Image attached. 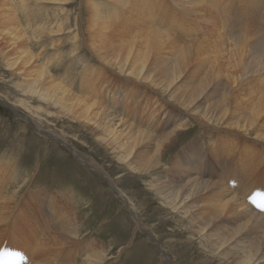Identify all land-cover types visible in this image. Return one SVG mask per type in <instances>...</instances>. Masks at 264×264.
<instances>
[{
  "label": "bare ground",
  "instance_id": "6f19581e",
  "mask_svg": "<svg viewBox=\"0 0 264 264\" xmlns=\"http://www.w3.org/2000/svg\"><path fill=\"white\" fill-rule=\"evenodd\" d=\"M17 1L22 3L20 7H23V3L30 2L35 5L40 0ZM187 1L196 7L200 5L192 0ZM10 2L13 0H0V59L6 63L8 74L19 77L17 78L20 80L18 81L19 86L24 93L34 95L36 97L34 101L39 104L50 103V105L64 110H61L62 113H67L82 126L88 124L96 132L98 139L114 151L120 161H116V164L121 163L124 167L131 169L129 172L133 176L136 175V171L148 172L150 170L158 173V169L161 167L160 171L163 175L149 182L150 190L161 197L162 206L166 207L168 212L176 216L180 215L181 229L177 232L178 236H187L185 239L192 242L197 240L203 245L205 259L198 260L195 264H264V210H262L264 209V191L260 192L256 188L259 186L256 180L264 176V150L248 143L253 139L264 143V134L258 132L264 128V96L255 98V95L249 94L247 100L239 93L236 100L225 102L217 88L215 89L207 83L206 79L209 75L207 77L190 75L185 78L187 87L180 89V83H178L182 76L180 67L173 66L171 68L168 64L166 68L163 59L157 60L152 55L153 49L148 48L149 52L144 57L143 52L140 51L142 43H148L150 46L154 45L156 41L142 39L143 36H138L135 29L142 30L145 34L154 33L157 30L155 27H149V23H140L137 20V16L142 18L143 15H137L134 11L145 14L138 0H86L89 4L86 18L82 20V17H79L74 24L70 20L67 9L74 0H66L64 3H56L64 9L62 8L60 12L58 10V12H53L54 15H49L51 18L47 17L44 22L41 19L40 21L43 23L39 25H36L38 22H32L34 19L31 20L32 17L29 16L32 13L29 12L27 25L23 29L18 25L15 15L17 11L15 13L13 11L15 6L9 5ZM252 5L254 6V4ZM28 8L27 10H29ZM117 12L120 13L119 17L116 16ZM191 12L193 15L192 10L188 13ZM25 14L26 12H24ZM258 16L253 17L251 21H257L259 18L264 19L263 16ZM152 20L154 19L152 18ZM128 21H131L132 25ZM141 24H145L146 27L141 28ZM83 30H86V33ZM162 34L167 35L166 33ZM62 37L71 39L69 54H59L58 49L63 47L62 40L60 42ZM140 38L141 40H138ZM45 40L50 42V46L52 45L50 47L53 49L52 52L58 51L53 53L52 57H57L61 62H63L64 56H70L71 61L77 58L80 54L76 53H79L80 45L85 40L89 41L92 47L97 43L99 52L97 53V50L94 49L98 57L110 63L115 69L112 70L105 64L104 67L112 70L113 75L125 78L124 82L123 79L114 82L115 78L107 74V71H97L93 65L89 66L90 71L86 73V67L91 61L89 58L86 60L87 57L82 59V56H79L84 62L85 74L81 75L83 82L81 89L76 93L73 92L69 86L56 81L57 76L50 70L49 58L43 60V63L37 60V56L42 58L44 52L48 51L46 44H43ZM32 41L42 48L36 56L33 54V49L32 51L30 49ZM170 46L174 47V42H171ZM219 51L220 46L213 47V52L217 53L214 56L217 58V63L212 66L211 75L216 86L221 84L220 79L227 66L225 63H232L230 56L224 52L218 54ZM183 57L184 55L181 54L180 58ZM90 59L97 60L94 55ZM148 61L150 63L145 68V63ZM180 62L182 61L180 60ZM234 63L242 69L251 67L241 57ZM152 68L161 70L157 75H154V80L162 79L163 85L167 86L166 90L174 92L176 96L179 94L177 100L190 110L186 111L173 102L171 105L175 108L167 110L164 101L160 98L146 96L140 90L128 86L127 82H137L142 87H148L147 81L152 82L153 80L149 75ZM253 68L257 67L253 65ZM124 72L128 74H122ZM229 76L232 77L231 74ZM84 81L89 87H86ZM259 81L262 85H256ZM248 82L254 83L253 89H264V67L262 72L249 76ZM261 91L264 92V90ZM157 94L159 93L157 92ZM228 100H232V97ZM207 101L208 103L203 105ZM192 123L199 125L201 132L207 135L208 141L215 142V155H213L220 166L217 169L219 174L217 176L224 175V173L228 176L231 175V179L235 183L232 184L227 179L229 184H232L230 187L227 186L228 184H224L225 181L223 182L221 177V179L212 180L211 175L215 174L214 169L209 174L208 170L203 174H195L192 163L197 165L198 159H194L196 162H193L191 153L197 150L196 148L200 145L201 141L199 142L198 138L182 146L171 165L168 162V165L165 163V168L160 166L163 153L173 142L174 135ZM29 124L31 125V123ZM34 125L37 127L36 124ZM35 129L38 132L41 131ZM42 132L44 136L53 140L52 135ZM213 133H216V136ZM236 137L244 138L246 141L239 142ZM228 163H230L231 169L228 167ZM7 167H11V165L0 164V184L6 182V175L11 176L9 173L12 171H9ZM139 175L146 176V174ZM241 182L244 183V188L240 185ZM4 187L0 190V201L3 200L0 202V225L3 228L0 236L6 233L9 226L7 219L9 211L5 203L10 199V196L3 194ZM238 188L247 193L241 194L243 191L238 192ZM119 191L123 202L129 204V207L133 206L132 202L126 199L128 198L126 193L122 189ZM32 196L30 193L28 197ZM43 197L45 200V196ZM251 203L258 210H255ZM33 204L35 208H40L34 202L31 205ZM13 205L15 206L16 203ZM59 209L60 212L64 211L62 206H59ZM53 210L47 204L42 216L48 217V219L44 220L42 224H37L35 221L32 228H28L27 235L20 240L26 247L31 246L33 249L34 255L32 254L31 258L32 261H35L30 263L27 261V264H75L69 259L62 260L57 257L58 254L66 251L65 245L71 243L69 242L70 235L77 236L78 229H73L72 226L74 218L70 214L55 217L56 213ZM28 218L34 221V215ZM27 221L28 219H26ZM192 236H196V238H192ZM176 240L177 243L185 245L183 241L177 239V236ZM0 244L3 242L0 241ZM86 246L88 248L87 256L83 255L85 259H82L78 264H102L106 261L104 257H98L94 252L92 253V250L95 251L98 247L93 239L87 241ZM181 248L184 250V247ZM161 250L164 252L163 248ZM6 255L2 247L0 264H4L2 261Z\"/></svg>",
  "mask_w": 264,
  "mask_h": 264
},
{
  "label": "rangeland",
  "instance_id": "374dc122",
  "mask_svg": "<svg viewBox=\"0 0 264 264\" xmlns=\"http://www.w3.org/2000/svg\"><path fill=\"white\" fill-rule=\"evenodd\" d=\"M65 1L40 0L35 4L36 7L34 3L30 4V2L23 3V7H20L22 3L13 0L9 5L15 6L13 11L14 13L17 11L15 14L17 22L23 29L27 25V16L30 13H32L29 16L32 17L31 20L34 19L32 22H38L36 25H39L53 12H60L62 8L64 9L57 4ZM192 1L200 3V5L196 7L187 0H138L145 14L134 11L137 15H143L142 18L137 16V20L140 23L147 22L150 24L149 27H155L157 30V32L145 34L142 30L135 29L138 36H143L142 39L156 41L154 45L150 46L148 43H142L140 51L143 52V57L150 48L153 49L152 55L157 60L165 61L166 68L168 64L171 68L173 66L180 67L182 72L178 82L180 89L187 87L185 78L190 75L195 74L201 77L209 75L206 79L207 83L215 89L217 88L225 102L236 100L239 93L247 100L249 94L255 95V98L264 96V92L261 91L264 90L263 88L261 90L253 89L254 83L248 82L249 76L262 72L264 67V43H262L264 42V19L259 18L257 21H251L256 15V17L260 15L264 18V0ZM88 8L89 4L86 0H74L72 5L67 7L72 24L79 17H82V20L86 18ZM253 8L255 9L253 10ZM190 10L193 11V15L192 12L188 13ZM24 12L27 15H24ZM117 14L116 16L119 17L120 13L117 12ZM41 19L43 22L40 21ZM130 22L128 21V23ZM130 24L132 25V23ZM251 25L252 27H250ZM140 27L146 26L141 24ZM248 27L250 28L248 29ZM83 31L86 33V30ZM61 40L63 47H60L62 50L58 49L60 55L71 50L69 45L71 39L62 37L60 42ZM171 42H174V47L170 46ZM31 43L30 49L31 51L33 49V54L36 56L42 48L35 41ZM43 44H46L48 51L44 52L42 58L37 56V60L42 62L49 58L50 70L57 76L56 81L69 86L75 93L81 89L83 84L81 75L84 73V62L79 56H82V59L87 57L86 60L89 58L91 61L86 67V73L90 71L89 66L93 65L97 71H107V74L115 78L114 82H117L118 79H123L124 82L125 78L111 73L115 68L110 63L98 57L97 43L92 47L90 42L85 40L80 45L79 53H76L80 55L72 61L70 56H64L63 62L57 57H52L53 53L58 51L52 52L50 42L45 40ZM215 46H220L218 54L224 52L232 58V63H225L227 66L220 79L221 84L218 86L215 85L211 75L212 66L217 63V58L214 57L217 53L213 52ZM181 54L184 55L182 59L180 58ZM92 55L97 60L90 59ZM239 57L251 67L242 69L236 66L234 61L239 60ZM141 60L143 61L142 58ZM149 63L150 61L145 63V68ZM104 64L112 70L105 68ZM51 65L53 66L51 67ZM253 65L257 68H253ZM6 69H8L6 63L0 59V164H10L11 167L7 168L12 171L9 173L10 177L6 175V184H0V190L5 185L8 186L4 187L3 194L10 196L7 204L5 203L9 211L7 217L9 226L6 233L0 236V241L3 242L0 244V251L3 247L5 255L7 254L2 263L27 264V261L29 263L35 261H32L31 258L32 254L34 255L32 247H26L20 240L27 235L28 228H32L35 221L37 224H42L44 220L48 219V217L42 216L47 204L52 210L54 209L55 217L70 214L74 218L72 220L73 229H78L77 236L70 235L69 242L71 243L65 245L66 251L57 255L62 260L69 259L72 263H80L82 259H85L83 255L86 257L88 253L86 252L88 249L86 242L92 239L98 245L95 251L92 250V253L94 252L98 257H104L106 261L102 264H195L198 260L205 259L201 243L197 240L192 242L185 239L187 236H178L177 232L181 229L180 215L176 216L168 212V209L162 206L161 197L150 190L149 182L163 175L160 171L161 167L158 169V173L150 170L148 172L136 171V175L133 176L129 172L131 169L124 167L121 163L116 164V161H120L114 151L98 139L96 132L88 124L82 126L76 123V119L65 112L62 113L64 110L61 109V111L50 103L35 102L36 97L32 94L27 95L19 86L18 81L20 80L17 79L19 77L8 74ZM160 71V69L152 68L149 74L150 78L154 80V75ZM122 74L127 75L128 73ZM20 79L23 78L20 77ZM159 79L152 80V82L148 80V87H142L137 82H127V84L140 90L146 96L160 98L164 101L167 110L175 108L171 105L172 102L186 111L190 110L177 100L180 95L176 96L174 92L166 90L167 86L163 85L162 79ZM159 81L161 82L159 83ZM84 82L86 87H89L86 81ZM256 85H262V83L259 81ZM227 97L229 99L232 97V100H228ZM207 103L208 101L203 105ZM26 119L31 125L36 124L37 127L35 125L33 127L41 131L38 132L33 128ZM42 131L52 135L53 140L44 136ZM258 132L264 134V128ZM216 133L213 134L216 136ZM176 134L174 137L172 136L173 142L163 153L160 166L165 168L168 162L171 165L178 150L189 141L198 138L199 142L201 141L200 145L196 148L197 150L191 153L193 162L198 159L199 163L197 165L192 163L195 174H203L206 170L209 174L214 169L215 174L211 175L212 180L222 178L223 182H227L224 184H228L229 187L235 183L231 179L232 176H228L226 173H224L225 176L221 174L219 177L217 176L219 175L217 169L220 166L214 157L215 142L206 139L207 135L201 132L198 124L192 123ZM236 139L239 142L246 141L244 138L236 137ZM248 143L264 150L263 142L253 139ZM227 165L231 169L230 163ZM223 172L225 171L223 170ZM138 173L146 174V176L142 177ZM227 179L232 184H229ZM256 183L259 185L256 188L263 192L264 176L257 179ZM240 185L245 187L243 182ZM119 189L126 193L128 196L126 199L132 202L133 210L129 204L123 202L122 196L119 195ZM237 191L241 193L243 190L240 191L238 188ZM30 193L33 195L31 198L28 197ZM125 193L124 198L126 197ZM246 193L243 191L241 194L245 195ZM43 196H45V200ZM32 202L40 208H35L34 204L31 205ZM14 203H16L15 206ZM251 205L253 204L251 203ZM59 206L64 207L62 213ZM253 208L258 210L255 206ZM11 211L12 214H10ZM33 215L34 221H31L28 217ZM26 219H28L27 222ZM11 223L13 224L10 227ZM2 231L3 228L0 225V232ZM176 236L186 246L177 243ZM193 237L196 238V236ZM181 247H184V250H181L183 249ZM161 248L164 249V252ZM198 250L199 252H197ZM63 256L64 258H62Z\"/></svg>",
  "mask_w": 264,
  "mask_h": 264
},
{
  "label": "snow or ice",
  "instance_id": "6c2138e0",
  "mask_svg": "<svg viewBox=\"0 0 264 264\" xmlns=\"http://www.w3.org/2000/svg\"><path fill=\"white\" fill-rule=\"evenodd\" d=\"M262 210H264V209H262Z\"/></svg>",
  "mask_w": 264,
  "mask_h": 264
}]
</instances>
